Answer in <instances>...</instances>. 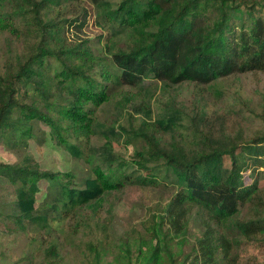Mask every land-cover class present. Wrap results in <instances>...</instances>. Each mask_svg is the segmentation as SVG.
<instances>
[{"label": "trees", "instance_id": "1", "mask_svg": "<svg viewBox=\"0 0 264 264\" xmlns=\"http://www.w3.org/2000/svg\"><path fill=\"white\" fill-rule=\"evenodd\" d=\"M62 1L0 0V32L22 33L26 43L0 68V142L7 136L26 147L38 119L93 173L78 184L70 173L39 170L29 153L0 163L13 196L2 228L28 240L21 262L6 264H103L109 251L121 256L102 208L162 173L173 176L176 190L161 219L139 234L141 264H264V183L244 178L264 167V131L235 136L223 115L195 106L202 90L223 78L264 73V0H89L101 29L100 54L88 38L67 41ZM56 8L58 18L50 15ZM50 56L59 65L56 91L40 77ZM186 83L197 90L194 106L173 96L154 105L157 93ZM107 106L114 113L103 118ZM93 135L103 141L93 143ZM123 141L132 147L126 157L115 146ZM41 179L48 189L38 203ZM188 215H198L204 228L174 263L163 256L162 248H170L161 240L185 232Z\"/></svg>", "mask_w": 264, "mask_h": 264}, {"label": "rangeland", "instance_id": "2", "mask_svg": "<svg viewBox=\"0 0 264 264\" xmlns=\"http://www.w3.org/2000/svg\"><path fill=\"white\" fill-rule=\"evenodd\" d=\"M117 4L119 0H110ZM60 16L65 18L64 34L68 42L88 38L92 46L93 53H101L100 49L103 39L99 40L97 34L100 32V26L96 23L93 9L89 0H64L60 4ZM57 8L50 13L58 18ZM57 14V15H56ZM24 26V20L17 25L19 31ZM24 37L21 33L12 34L10 31L0 32V68L4 67L19 52H22L26 43L19 41ZM58 62L54 57H48V60L41 66L42 78L48 83L52 91L58 90ZM204 99L198 100L195 106L203 107L212 117L223 115L227 130L237 135L242 133L243 138L257 136L264 131V73L255 72L248 74L231 75L221 79L216 86L202 90ZM197 90L192 84L177 86L176 90L165 93H157L154 96V105L167 102L171 96L179 104L194 106V99ZM51 113H54L51 112ZM113 107L107 106L100 112L103 118H109L113 115ZM32 136L27 140V146L13 145L6 140L0 142V163L21 162L24 156L29 153L38 163L39 170L62 171L74 175L78 184L82 183L86 176L91 175V165L82 160L72 158L68 151L63 149L54 138L50 125L38 119L31 121ZM93 143L103 141L98 135L91 136ZM116 151L122 156H128L132 147L126 141L121 144H115ZM135 147V144H133ZM226 164H230V159L226 157ZM259 171L250 168L244 172L246 183H251L259 176V183H264V167H259ZM162 177L154 183L145 186L130 185L121 197L117 200L114 207L106 201L102 208L103 217L109 218V230L114 240L119 246H122L120 254L109 251L104 258L103 264H141L144 254L138 251L139 234L144 231L146 225L158 222L164 215L166 203L176 190L172 181L173 176H167L162 173ZM40 192L37 193L38 203H40L47 192L48 183L46 180L39 181ZM13 199L11 185L4 183L0 176V264H6L11 261H20L24 251L28 249L27 238L24 234L17 231L14 234L5 232L2 228L3 218L9 215V201ZM189 226L185 232L174 234L172 237H166L161 240V244L169 243L170 250L162 248L163 256L168 254L173 256L174 263L180 262L183 254L192 249L196 242V237L204 228L200 223L198 215H188ZM166 227V224L163 225ZM127 238V240H126ZM165 240V241H164ZM130 247V251L125 249ZM38 250L43 253L42 247ZM78 252L73 249L72 256H77ZM119 256V257H117ZM38 259V257H34ZM21 262V261H20ZM34 264V263H33ZM161 264V263H158ZM167 264H171L167 263Z\"/></svg>", "mask_w": 264, "mask_h": 264}]
</instances>
